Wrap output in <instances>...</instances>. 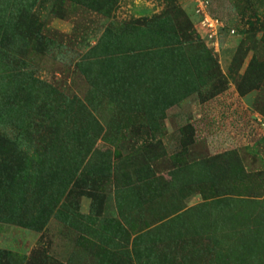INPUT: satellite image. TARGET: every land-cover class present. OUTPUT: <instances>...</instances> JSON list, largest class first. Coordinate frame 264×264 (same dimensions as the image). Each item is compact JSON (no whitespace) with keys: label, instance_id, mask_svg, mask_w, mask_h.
I'll list each match as a JSON object with an SVG mask.
<instances>
[{"label":"rangeland","instance_id":"obj_1","mask_svg":"<svg viewBox=\"0 0 264 264\" xmlns=\"http://www.w3.org/2000/svg\"><path fill=\"white\" fill-rule=\"evenodd\" d=\"M0 264H264V0H0Z\"/></svg>","mask_w":264,"mask_h":264}]
</instances>
